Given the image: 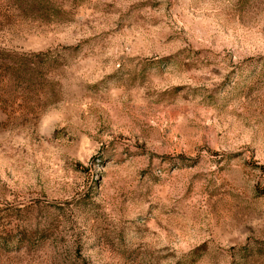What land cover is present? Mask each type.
Wrapping results in <instances>:
<instances>
[{
	"label": "rangeland",
	"instance_id": "374dc122",
	"mask_svg": "<svg viewBox=\"0 0 264 264\" xmlns=\"http://www.w3.org/2000/svg\"><path fill=\"white\" fill-rule=\"evenodd\" d=\"M46 50L0 76V264H264V0H0V59Z\"/></svg>",
	"mask_w": 264,
	"mask_h": 264
},
{
	"label": "trees",
	"instance_id": "16d2710c",
	"mask_svg": "<svg viewBox=\"0 0 264 264\" xmlns=\"http://www.w3.org/2000/svg\"><path fill=\"white\" fill-rule=\"evenodd\" d=\"M50 54L51 52L47 50L29 53H8L5 51L4 58L0 59V76L5 79L18 80H25L27 75H30L31 78L39 76L42 74L40 65L49 60Z\"/></svg>",
	"mask_w": 264,
	"mask_h": 264
}]
</instances>
